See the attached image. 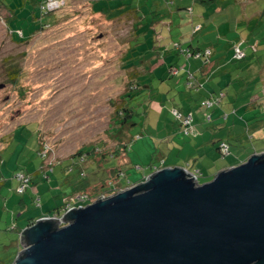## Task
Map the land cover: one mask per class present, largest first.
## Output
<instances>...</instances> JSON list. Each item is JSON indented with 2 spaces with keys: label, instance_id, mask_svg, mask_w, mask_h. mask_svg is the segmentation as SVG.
Returning a JSON list of instances; mask_svg holds the SVG:
<instances>
[{
  "label": "rangeland",
  "instance_id": "1",
  "mask_svg": "<svg viewBox=\"0 0 264 264\" xmlns=\"http://www.w3.org/2000/svg\"><path fill=\"white\" fill-rule=\"evenodd\" d=\"M3 1L13 17L9 27L8 13L0 8V178L6 181L0 191V264H13L22 250L19 227L25 226L28 219L41 211L36 201L23 207L21 201L26 196L17 192L14 175L19 170H32L35 164L42 163L43 157L38 156L37 150L40 145L41 148L44 145L47 147L44 167L70 161L79 157L81 151L84 153L87 149H98L99 153L94 154L93 161L84 158L86 162L83 166L75 164L72 170L74 173L68 168V172L72 173L70 179H76L72 182L77 183L74 189V185L68 184L62 193H48L49 199L54 196L64 198L68 191L69 194L80 191L92 197L95 194L93 187L96 183V187L101 186L102 180H106V185L101 187L100 195L106 194L115 184L123 186L134 181L138 171L134 166L129 168L130 160L136 163L134 148L129 147L127 153L120 150L119 157H101L103 152L118 150L119 141H126L128 129L131 146L140 140L139 135L145 139L143 143L147 147V154L138 158L146 169H149L146 166L149 162H153L151 166H163L167 155L162 156V153L169 138L166 137V129L156 133V136L155 127L151 126L150 131L154 137L143 130L146 123L149 125V119L156 114L151 111L152 101L149 103V100L151 96L157 97L156 90L151 95V91L144 85L159 82L156 80L157 75L152 77L142 74V86L129 102L135 110L134 125L118 129L113 124L116 109L121 105L122 96L127 90L128 74L131 71L122 66V57L129 49V40L135 38L133 15L132 18L126 15L119 17L121 11L118 10L107 20L91 11L90 5L95 0H69L63 10L54 14L55 19L49 21V27L35 31L49 19L48 16L41 17L37 5H28L25 0ZM152 1L157 2L161 13L168 14V17L156 29L138 36L140 41L134 48V55L139 57L141 53L158 50L155 46L160 41L169 40V34L176 38L181 36L183 32H180V25L186 28L193 21L204 27L195 34L197 39H208L222 48L229 41L237 40L236 46L249 52L246 65L255 62L264 74V0L245 3L222 0L209 7L195 4L193 0H174L171 5L173 9L181 6L184 9L174 10L172 17H169V3L166 4L164 0ZM120 2L104 0L99 6L108 3L109 6H115ZM62 3L63 0H56L49 7H57ZM34 15L37 16L35 20ZM210 20H213L216 27L214 31L206 29ZM224 20L227 23H223ZM188 27L187 31L192 34L190 25ZM253 67L256 68L252 65V70ZM10 72H14L16 77L11 78ZM251 74L254 76V73ZM257 77L248 85L249 94L257 92L259 89L256 87L264 84V78L261 75ZM147 79L149 83H146ZM147 114H150L148 121ZM151 122L155 123L152 119ZM229 150L228 155L222 154L223 159L229 157L231 150L236 154L241 153L240 149H231L230 145ZM251 150L254 149L246 150V155ZM100 159L103 161L99 162ZM94 162L97 163L88 166ZM120 167L126 171H123L125 176L123 173L116 175L117 171L114 170ZM129 170L135 172L128 174ZM82 171H85L84 176L80 174ZM202 181L198 177V182ZM90 185L93 187H87ZM48 186H51L50 181ZM122 188L115 189V193L126 189ZM36 189L39 191L38 187ZM44 200H39L40 204ZM62 200L64 203L65 198ZM51 206L54 208L55 204ZM63 207H66L65 204L51 214L62 212Z\"/></svg>",
  "mask_w": 264,
  "mask_h": 264
},
{
  "label": "water",
  "instance_id": "2",
  "mask_svg": "<svg viewBox=\"0 0 264 264\" xmlns=\"http://www.w3.org/2000/svg\"><path fill=\"white\" fill-rule=\"evenodd\" d=\"M61 221L25 227L13 264H264V153L205 183L159 169Z\"/></svg>",
  "mask_w": 264,
  "mask_h": 264
},
{
  "label": "crops",
  "instance_id": "3",
  "mask_svg": "<svg viewBox=\"0 0 264 264\" xmlns=\"http://www.w3.org/2000/svg\"><path fill=\"white\" fill-rule=\"evenodd\" d=\"M236 1L245 3V1ZM217 10L220 12L219 9ZM212 21H209L206 29L214 31L216 27ZM223 23H227V21L224 20ZM189 25L192 34L187 31ZM189 25L186 28L180 25L182 28L180 32H183L181 36L176 38L169 34V40L164 39V42L160 41L159 45L155 46L159 48L158 50L141 53L137 59L141 61L139 67L141 76L142 74L152 75V77L157 75L156 80H159V82L153 81L150 85H144L151 91V95L152 91L156 90L157 97L151 96L149 100V103L152 101L151 111L156 114L149 121L150 114H147L146 121L149 122V125L147 126L146 123L143 130L149 136L154 137V133L150 131L152 130L151 126L155 127L156 136H158L156 133L166 129V137L169 140L162 153V156L167 155L165 163L163 166L156 167L151 166L154 165L153 162H149L146 165L149 169L143 168L142 162H139L142 160L138 156L147 154L145 150L147 147L143 143L145 139L139 135L140 140L129 146L135 150L136 161L134 163L132 162L134 160H130L129 168L134 166L138 173L136 172L134 181H129L127 185L123 186L114 183L113 189L136 185L163 167L176 166L197 173L198 177L203 180L201 183L208 182L220 171L247 161L253 154L264 153V84L260 87L257 86L256 89L259 90L251 94H249L248 86L258 79V75L264 78V74L260 71L261 68L255 62L251 63L256 66V68L253 67L254 70L251 69L250 63L246 65L245 60L249 55L247 49L245 51L243 48L244 59L234 58L237 40L229 41L225 48L208 39H204V41L206 40L204 44V41L197 39L195 35L204 29L203 25L193 23V21ZM197 52L201 54L196 55ZM208 52H210L209 55H207ZM144 56L146 57L144 58ZM251 73H254V76ZM148 81L147 79L146 83H149ZM262 87L263 89H261ZM207 100L214 101V104L211 107L202 106L203 102ZM174 110L182 116L192 114V128L188 129L182 123L181 118L173 114ZM168 116L169 118H167ZM151 119L155 123L151 122ZM128 133L125 136L130 139ZM221 142H227L231 149L232 147L240 149L241 153L236 154L231 150L229 157L223 159L224 156L220 149ZM250 149L254 150L246 155L245 151ZM37 150L38 156H40L41 147H38ZM84 156L86 160H92L89 154ZM43 162L42 160V163L35 164L32 169L34 171L29 168H26L27 171L24 170L31 176L32 183L27 193L24 194L26 197H23L22 205L25 207L29 202L38 201L37 206L41 208V211L40 214L32 217L35 220L53 215L52 211H58L63 204L66 205L72 196L80 193V191H74L69 194L67 190L64 203L63 197L56 198L54 196L53 199H49V191L53 194L55 191L62 193L66 189L64 188L66 185L76 181L75 177L70 179L71 174L75 171L68 172L70 166L66 161L51 166L52 171H48L49 174H47L43 169ZM77 162L79 160L75 158L74 163ZM85 162L84 160L77 165L83 166ZM96 163H89L88 166ZM123 171L125 170L120 167L116 175L119 176L126 172ZM134 172L129 170L128 174ZM141 173L143 174L141 175ZM49 181L52 187L48 186ZM76 184H72L74 185L72 189ZM96 184L98 185V183ZM93 185L87 187L92 188ZM36 187L39 188V191H36ZM44 198L46 200L40 204L39 200L42 201ZM52 203L55 204L54 208L51 206ZM27 226L29 225L26 224L25 227Z\"/></svg>",
  "mask_w": 264,
  "mask_h": 264
},
{
  "label": "trees",
  "instance_id": "4",
  "mask_svg": "<svg viewBox=\"0 0 264 264\" xmlns=\"http://www.w3.org/2000/svg\"><path fill=\"white\" fill-rule=\"evenodd\" d=\"M25 1H26V3H28V5L29 4L37 5L38 9L40 10L41 17L42 16H48V18H49L48 21L41 24V26L35 30V31H37V30L41 31V30H44L51 25V23L49 21L51 19H55L54 14L57 13L58 11L63 10L66 7V4L68 5L69 0H63L62 4H60L57 7H53V8L49 7V4H51V2H49L48 0H25ZM55 1L56 0H54L53 2H55ZM102 1H104V0H95L91 3V5H90L91 11L94 14L102 15V17L109 20V19H111L112 13L119 10V11H121L119 17L121 15H126L127 17L130 16V18H132V15H133L134 19H135V22H133L135 38H133L132 40H129V45H130L129 49H127L126 53L122 57V61H123L122 66L125 67V69L131 70V71H129V74H128L129 77H128V82H127V90L125 92V95L122 96L121 105H119L116 109V116H115V119L113 121V124L117 125L118 129L119 128L120 129H127L128 127L130 128L132 125H134L133 117L135 116V110L129 102H130V100L132 101V99L135 98V94L138 92V90L142 86V84H141V73L139 70L141 61L137 60L138 59L137 55H134V48L137 45V43L140 41V38L138 36L141 34L147 33L151 29H156L157 26L159 25V23H162L163 21H165V19L168 17V14L163 13V12L161 13L157 2L152 1V0H121V2L119 4H116L115 6H109L110 3H108V5L105 4L103 6H99ZM164 1L166 2V4L169 3V17H172V13L174 12V10L184 9V7H182V6L179 8L177 7V9H173L174 7H171V5H172V2L174 0H164ZM193 1L195 4H198V5H201L204 7H209V6L217 3L218 1H222V0H193ZM238 1H254V0H238ZM123 7H125V8L123 9ZM0 8H3L2 10L5 11L6 13H8V15H7L8 20L7 21L9 24V21H11V19L13 17V15H10L11 14L9 12L10 8L4 3L3 0H0ZM33 13H35V11H33ZM33 19L34 20L37 19V16L34 15ZM9 27H10V24H9ZM34 32H32L30 35H32ZM198 54H201V53L197 52L196 55H198ZM244 58H245V56L243 58L237 59V60H242ZM14 74H15L14 72H10L9 76L11 78H15L16 76ZM14 82H15V79H14ZM202 106H205V105L202 104ZM137 114H139V113H137ZM126 140L127 141H125V140L119 141L120 145L118 146V150L116 152H108V153L103 152V155L101 157L103 159L107 158V157L110 158L111 156L117 157V156H119L121 151L127 152L128 148L130 146L131 138L130 139L126 138ZM40 147H41V145H40ZM87 153L92 158H94V154L96 153V155H97L99 153V151H98V149L96 150V148H94L92 150L87 149L86 151H84V153H83V151L79 152L78 153L79 157H75V158L76 159L78 158V160L80 161L81 158L85 157V156H83V154L87 155ZM75 158L68 161L69 162L68 165L70 167H72V166L74 167L77 165V163H74ZM103 159H100L99 162H102ZM113 170L114 169H112V171H111L112 173H114V171H117V173L119 172L118 168L115 169L114 171ZM21 171L25 172L24 170H19L18 172H21ZM83 172L85 175V171L80 172V174ZM25 173L28 174L27 172H25ZM105 182H106V180H102L101 186L96 187V185H97L96 184L93 187L95 189V194L91 195L89 193L92 196V199H95L96 197H98L100 195L99 191H100L101 187H104L106 185ZM5 183H6L5 179L0 178V191H1V188L3 186H5ZM18 185H19V182L17 181V188H18ZM27 191L28 190H26L25 193H27ZM17 192H18V190H17ZM115 192H116V190L112 188L107 193L111 194V193H115ZM25 193H19V194L22 195ZM0 195H1V193H0ZM22 201H23V199H22ZM22 201H21V204H22ZM37 202H36V204H37ZM35 221H36L35 219L31 218L28 220L27 225H31ZM25 226H23V227H25ZM23 227H21V228L19 227V232H20L19 234H21L22 230L24 229ZM20 242L22 243L21 237H20Z\"/></svg>",
  "mask_w": 264,
  "mask_h": 264
},
{
  "label": "built area",
  "instance_id": "5",
  "mask_svg": "<svg viewBox=\"0 0 264 264\" xmlns=\"http://www.w3.org/2000/svg\"><path fill=\"white\" fill-rule=\"evenodd\" d=\"M49 2H53L54 0H48ZM210 52L207 53V55H209ZM245 56L244 51L242 50V48L240 46H236L234 48V58L235 59H241ZM214 104V101L211 100H207L203 102V105L211 107ZM173 114L176 115L177 117L181 118L182 123L188 128H192V123H193V115L192 114H187L182 116L178 111L174 110ZM220 149L223 155H228L230 150H229V144L227 142H221L220 144ZM46 153H47V147L44 145V147L41 148V150L39 151V155L41 157H43V161H45V157H46ZM84 158H81L79 162H84ZM43 169L45 170V173L49 174L48 171H52V167H48L47 165H45V167L43 166ZM73 170V167H70V171ZM194 174V176L196 177V179L198 180V174L191 172ZM82 176H84V172L81 173ZM46 176V175H45ZM15 179L19 182L18 185V192L19 193H25L26 190H28L31 186L32 183V178L29 174H26L25 172L21 171L18 172L15 176ZM147 179V178H146ZM108 195L106 194H101L98 197H96L95 199H92V197H90L88 194L86 193H77L74 196H72L70 198V200L66 203V207H63L61 210L62 212L59 213H55L54 215L51 216H46L44 218L47 219H51V220H59V225L63 226L64 223L61 221L62 216L68 212L71 211L73 209H78V208H82L85 207L86 205L96 201L99 198H106Z\"/></svg>",
  "mask_w": 264,
  "mask_h": 264
}]
</instances>
